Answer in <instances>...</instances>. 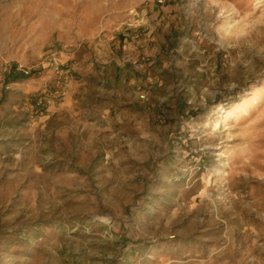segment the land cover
Masks as SVG:
<instances>
[{"label":"rangeland","instance_id":"1","mask_svg":"<svg viewBox=\"0 0 264 264\" xmlns=\"http://www.w3.org/2000/svg\"><path fill=\"white\" fill-rule=\"evenodd\" d=\"M0 264H264V0H0Z\"/></svg>","mask_w":264,"mask_h":264},{"label":"trees","instance_id":"2","mask_svg":"<svg viewBox=\"0 0 264 264\" xmlns=\"http://www.w3.org/2000/svg\"><path fill=\"white\" fill-rule=\"evenodd\" d=\"M25 76L24 74L16 73L14 71H10L6 76H5V82H8L10 79L13 81L24 79Z\"/></svg>","mask_w":264,"mask_h":264}]
</instances>
